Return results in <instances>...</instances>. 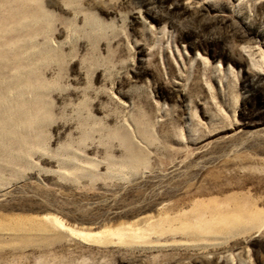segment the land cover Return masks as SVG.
I'll list each match as a JSON object with an SVG mask.
<instances>
[{
	"label": "rangeland",
	"instance_id": "374dc122",
	"mask_svg": "<svg viewBox=\"0 0 264 264\" xmlns=\"http://www.w3.org/2000/svg\"><path fill=\"white\" fill-rule=\"evenodd\" d=\"M0 264H264V0H0Z\"/></svg>",
	"mask_w": 264,
	"mask_h": 264
},
{
	"label": "bare ground",
	"instance_id": "6f19581e",
	"mask_svg": "<svg viewBox=\"0 0 264 264\" xmlns=\"http://www.w3.org/2000/svg\"><path fill=\"white\" fill-rule=\"evenodd\" d=\"M53 222H54V224H56L57 227L64 228V225L61 224L58 220H53ZM67 232L70 233V234H73V235L75 233L72 229H68ZM104 233L107 234L108 232H104Z\"/></svg>",
	"mask_w": 264,
	"mask_h": 264
}]
</instances>
